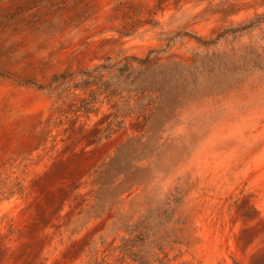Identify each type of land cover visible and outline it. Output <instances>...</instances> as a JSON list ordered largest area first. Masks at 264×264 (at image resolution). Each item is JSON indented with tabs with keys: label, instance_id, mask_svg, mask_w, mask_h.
<instances>
[{
	"label": "rangeland",
	"instance_id": "374dc122",
	"mask_svg": "<svg viewBox=\"0 0 264 264\" xmlns=\"http://www.w3.org/2000/svg\"><path fill=\"white\" fill-rule=\"evenodd\" d=\"M150 52L149 124L84 109ZM0 264H264V0H0Z\"/></svg>",
	"mask_w": 264,
	"mask_h": 264
},
{
	"label": "trees",
	"instance_id": "16d2710c",
	"mask_svg": "<svg viewBox=\"0 0 264 264\" xmlns=\"http://www.w3.org/2000/svg\"><path fill=\"white\" fill-rule=\"evenodd\" d=\"M152 53L150 52L145 58L126 57L116 64L106 62L91 71H84L82 80L73 84L74 88L88 91L86 99L88 102L84 105V109L88 113L96 111L94 105L98 102L100 95L110 99H121L123 90L136 92L140 96L139 115L149 124L163 104L165 90L171 87L180 88L178 65L163 61L159 56L152 57ZM105 75L109 77L105 78ZM152 85L159 95L153 98L147 97V102L144 103L143 99ZM118 103L114 104L115 120L126 117L124 112L129 116L133 113L131 108H127L128 112L124 111L123 106ZM121 121L123 120H119Z\"/></svg>",
	"mask_w": 264,
	"mask_h": 264
}]
</instances>
